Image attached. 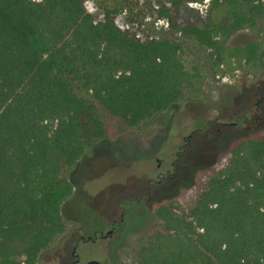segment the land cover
<instances>
[{"label":"trees","instance_id":"16d2710c","mask_svg":"<svg viewBox=\"0 0 264 264\" xmlns=\"http://www.w3.org/2000/svg\"><path fill=\"white\" fill-rule=\"evenodd\" d=\"M84 1L0 0V264H36L67 231L68 170L112 117L137 127L196 88L184 41L216 66L261 49L229 39L264 27V0H210L211 21L186 24L181 8L203 0H150L168 30L144 39L116 22L121 7L97 20ZM155 213L163 225L139 264H264V135L238 139L187 211Z\"/></svg>","mask_w":264,"mask_h":264},{"label":"rangeland","instance_id":"374dc122","mask_svg":"<svg viewBox=\"0 0 264 264\" xmlns=\"http://www.w3.org/2000/svg\"><path fill=\"white\" fill-rule=\"evenodd\" d=\"M84 2L97 20L103 17L104 6L121 7L116 22L143 39L168 30L167 19L152 10L150 0ZM209 4L210 0H203L184 5L180 21H211ZM255 40L261 44L255 59L231 57L219 66L207 58V49L191 40L183 42L188 66L199 71L196 88L137 127L112 117L109 137L99 140L68 170L74 189L62 206L67 231L41 252L36 264H72L77 238L93 235L95 229L105 234L114 220L117 223L106 238L99 235L94 243L79 244L78 264L90 259L101 264H139L141 246L163 225L156 205L165 202L177 213L187 211L209 177L229 162L238 139L264 135V99L260 109L256 104L264 95V27L241 29L229 43ZM236 118L250 122L229 125ZM143 192L146 195L139 200Z\"/></svg>","mask_w":264,"mask_h":264},{"label":"flooded vegetation","instance_id":"af4514ba","mask_svg":"<svg viewBox=\"0 0 264 264\" xmlns=\"http://www.w3.org/2000/svg\"><path fill=\"white\" fill-rule=\"evenodd\" d=\"M264 99V95H261L260 96V98L258 99V101H256V104H257V109H260V102L262 101ZM258 118L259 117H255V120H258ZM239 120H242V121H244V122H247V123H249L250 121H248L247 119H245V118H242V119H240V118H236V121H234L233 123L234 124H232V125H235V124H237L238 123V121ZM230 123H232V122H230ZM227 123L226 122H222V125H226ZM230 125V124H229ZM178 154V153H177ZM178 159V158H177ZM161 166V161H159V163H158V167H160ZM168 172V171H167ZM166 177V174L165 175H162V177ZM159 181H160V179H159ZM150 182L151 181H149L148 182V185H150ZM148 188H149V186H148ZM143 195H140V199L139 200H141L145 195H146V192H143L142 193ZM116 221L114 220L113 222H112V228L111 229H109V230H111V232L113 231V228H114V226L116 225ZM109 230H107V232L105 233V234H103V231H102V229H95L94 231H93V235H88L87 237H85L84 235H80L78 238H77V240H76V243L73 245V247H72V251H71V253H72V255L75 257V259L72 261V264H78L79 262H80V254L77 252V248H78V246H79V244L81 243V242H96V240H97V238H98V236L100 235L102 238H106L109 234H111V232H108ZM104 235H107V236H104ZM85 264V263H84Z\"/></svg>","mask_w":264,"mask_h":264},{"label":"water","instance_id":"95a60500","mask_svg":"<svg viewBox=\"0 0 264 264\" xmlns=\"http://www.w3.org/2000/svg\"><path fill=\"white\" fill-rule=\"evenodd\" d=\"M230 125L234 124L233 122L232 123H229ZM123 218L121 217V220ZM108 232H111V230H109ZM104 236H107V235H104ZM85 264H101L99 260L97 259H90L88 261L85 262Z\"/></svg>","mask_w":264,"mask_h":264},{"label":"built area","instance_id":"2783aa9c","mask_svg":"<svg viewBox=\"0 0 264 264\" xmlns=\"http://www.w3.org/2000/svg\"><path fill=\"white\" fill-rule=\"evenodd\" d=\"M206 1H209V0H206ZM199 1H193V2H190V3H194V4H197ZM168 23V21H167Z\"/></svg>","mask_w":264,"mask_h":264}]
</instances>
